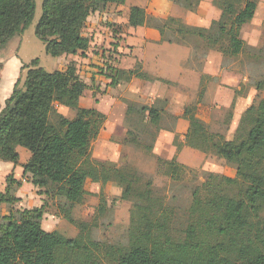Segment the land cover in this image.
Wrapping results in <instances>:
<instances>
[{"label":"trees","instance_id":"obj_1","mask_svg":"<svg viewBox=\"0 0 264 264\" xmlns=\"http://www.w3.org/2000/svg\"><path fill=\"white\" fill-rule=\"evenodd\" d=\"M172 1L194 10L201 0ZM125 2L43 0L36 36L53 57L84 53L90 47V37L83 34L88 16L109 4ZM212 4L221 13L209 28L186 26L172 17L169 20L179 22L176 31L182 41L189 35H197L207 46L227 41L222 53L236 56L244 47L241 27L253 18L257 1L212 0ZM34 12L35 0H0L1 48L29 26ZM147 21L142 7L130 6L128 26H143ZM157 27L163 33L165 26ZM23 68L22 87L18 79L0 110V160L17 165L16 148L22 146L30 152L22 175H29L30 182L47 193L76 204L83 200L87 179L101 184L117 181L124 185V193L134 198V204L124 245L99 244L93 239L91 225L74 222L69 214L65 218L75 223L76 236L46 231L40 224L41 207L0 216V264H264V178L253 172L255 161H264V97L244 110L231 139L210 131L195 117L193 110L203 89L196 103L184 110L183 117L189 122L185 143L234 165L236 172L234 177L209 172L191 193L186 228L177 229L175 208L151 196L150 181L138 188L134 172L91 158L90 142L103 127L105 115L94 107L79 106L86 84L78 76L75 62H69L65 70L46 71L34 58ZM109 70L114 73L108 75L110 85L133 77L150 78L138 63L128 70ZM263 84L264 80L256 87ZM56 105L75 110V116L65 117ZM136 113L153 125L160 119L156 106L127 107L126 117ZM231 116L229 113L224 123ZM180 167L174 165L173 178ZM5 181L0 202L11 203V188L20 181L12 174ZM222 186L230 190L224 191ZM200 228L211 234L209 242L199 241Z\"/></svg>","mask_w":264,"mask_h":264},{"label":"rangeland","instance_id":"obj_2","mask_svg":"<svg viewBox=\"0 0 264 264\" xmlns=\"http://www.w3.org/2000/svg\"><path fill=\"white\" fill-rule=\"evenodd\" d=\"M42 1L35 0V12L29 26L21 34L15 35L4 47H0V82L5 83L7 73V77L11 76L10 71L6 70L9 59L19 60L23 66L29 64L32 59L38 58L39 65L46 71L65 70L69 62H75L80 79L87 84V87L91 88V91L102 96L100 109L105 115V121L98 135L91 139V158L99 162H110L116 167L134 172L138 188H144L145 183L150 181L151 196L163 199L166 203L173 205L176 211V228L185 229L186 214L193 189L207 179L209 172L234 177L235 166L212 154H204L187 145L185 137L181 138V133L175 126L179 121L178 116L169 113L170 105L166 104L165 99L150 104L160 110V119L157 124L153 125L146 123V118L143 117V120L138 113L129 114L126 117L128 106L140 108L142 106L149 107V105L128 101L125 96L123 97L125 89L116 87L118 82L115 85L106 83V87L111 86V92L102 91L103 87L100 84L105 80L110 82L108 75L114 74L109 70L113 68L109 63L116 65L117 58L124 55L125 50L133 48L130 46L131 29L126 23V15H128L130 4L141 3L148 19L142 27L154 28L161 36L159 41L146 42L143 48L146 52V61L151 63V66H148L150 73H154V76L155 73H159L166 79L175 80L179 78V71H181L183 76L192 75L200 78V87L191 89L197 97L186 107L196 103L202 89L203 96L200 102L206 104L213 101L215 81H210V78L207 79L201 75L200 66L203 64L201 55L204 56L210 48L223 55L219 80L224 79L225 85L222 84V86L227 88V91H222V97H227L224 99L226 102L231 99V105L216 109L213 111L214 113H211L210 110H205L203 113L197 104L193 112L195 117L210 131L223 133L227 139H231L241 114L234 119L232 116L229 117V120L224 123L229 113L233 115L237 109L243 113L248 106L257 103L260 98L264 97V84L260 89L256 87L257 83L264 80V0H256L255 19L252 20V24L249 23L250 25L245 27L242 35L244 47L236 56L222 53L227 41L207 46V43L197 35H189L182 41L180 34L176 31L179 28V22H173L169 20L171 17L167 16L171 12L172 4L175 3L172 0H165L162 5L163 0H127L125 4L111 5L106 12H99V10L89 15L83 29V34L90 37V47L86 53L79 52L72 56L56 57L45 52L44 43L35 33L36 24L41 14ZM185 13H192V20L197 23L208 22L213 17L210 0H201L194 10H185ZM163 14L167 16L166 21L162 18ZM156 20L158 21L155 22ZM155 25L165 26L163 33ZM140 32L142 33L143 30L141 29ZM108 56L114 60L110 61ZM137 63L145 72L146 68L143 62ZM83 66L93 68V71L89 72L86 68L83 69ZM191 67L198 69L200 73L191 72ZM20 70L18 86L22 87L26 68L20 67ZM146 74L150 77L149 79L139 78V80L163 81L162 78L151 76L148 72ZM232 76H237L239 79L235 82L240 80V83H234ZM97 83L98 86H101L100 89L95 88ZM202 84H205V89L201 88ZM228 90L231 93H228ZM0 105L3 106L1 98ZM89 105L91 104L87 99L80 98L79 106L87 107ZM56 108L59 113L69 119L75 116L73 109L61 105H56ZM182 118L187 120L183 116ZM162 130L172 132L173 140L170 141L167 137L159 138L157 135ZM157 140H159L158 144L155 142ZM16 150L19 154V163L12 169L7 167L10 162L0 160V192L5 189V177L8 174H12L16 181H20V185L11 188L12 196H14L11 203L0 202V216H7L9 212L15 214L23 209L41 207L40 224L46 231L57 230L69 238L76 236L78 229L75 223L65 218V215L69 214L74 222L90 224L93 230V239L101 245H124L128 242V229L134 198L124 193L122 183L109 181L101 184L87 179L84 184L83 200L80 203L70 204L60 196L47 193L44 188L34 186L30 182L29 175L23 176L22 165L28 160L30 152L22 146H17ZM175 164L182 166L178 169L177 178H173ZM253 172L264 178V161H255ZM229 188L222 186L224 191L230 190ZM197 236L202 243L211 240V234L205 228H200Z\"/></svg>","mask_w":264,"mask_h":264},{"label":"crops","instance_id":"obj_3","mask_svg":"<svg viewBox=\"0 0 264 264\" xmlns=\"http://www.w3.org/2000/svg\"><path fill=\"white\" fill-rule=\"evenodd\" d=\"M163 3H165V0H163L161 5ZM111 5H117V4H109L105 9H103L99 12H106ZM132 5H138L144 9V7L141 3H138V4L132 3L129 5V8ZM210 5H211V9H213V14H212L213 17L208 22L207 21L198 22V23L193 22V20H192L193 14L192 13L186 14L187 12L185 13V9H183L182 7H179L175 3L172 4V7L170 9L171 12L168 13L167 16L168 17L170 16V17L176 18V19H180L181 22L186 26L209 28L211 26V23L213 21L217 20L220 16V13H221L219 11V9L216 8V6H214L212 4V0H210ZM128 13H129V11H128ZM126 16H127L126 23L128 25V15H126ZM167 16L163 14L162 18L165 20V19H167ZM254 16H255V13H254ZM254 16L251 19V21H249L248 23H245L241 27V31H240L241 38H242V35L244 33L245 27L249 23L252 24V20L255 19ZM87 20H88V18H87ZM86 24H87V21H86ZM86 24H85V26H86ZM129 29H131L130 30V36L132 37L129 39V41H131L130 46L133 48L125 50L124 55H121L119 58H117V64L116 65H114L113 63H109V64H111L112 67H115L118 69L128 70V69H132L136 65L137 62L141 63V61H142L145 68H146V69H144V71L146 73L148 72L151 76H154V73H150V71L148 69V66H151V63L146 61V52H145V49H143V48H144V45L146 42H149L150 40H158L159 41L161 39V36L156 32L157 30H155L154 28H151V27L147 28V27L139 26L136 28V27H130L129 26ZM141 29L143 30L142 33L140 32ZM85 36H87V35H85ZM85 53H86V51H85ZM67 56H72V55H67ZM201 56L203 57V59H202L203 64L200 66L201 75H204V77H207V79L210 78L209 79L210 81H215V85L213 86V96H212L213 101L206 103V104H204L203 102H199L198 105L200 107L201 112L204 113L205 110L206 111L210 110V112L212 113L216 109L226 108V106H228L231 103V99H229L228 102L224 101V99H226L227 97L226 98L222 97V91L223 90L227 91V88L222 86V84H224V82H223L224 79L219 80V77H221L220 72L222 71L221 68H222L223 55L220 52L214 51V50H212V48H210L207 51V53L204 54V56L203 55H201ZM107 58H110V56H108ZM115 58L116 57L114 55V59ZM114 59H111L110 61H113ZM6 66H7L6 70L10 71L11 76L7 77V74H8L7 73L5 75V78H6L5 83L0 82V98H1V101L3 103V106L0 105V110L4 107L5 100L10 96V94L12 92L11 88L13 87L14 83L18 79L19 71L21 72L20 67H22L19 60H10V59H9ZM82 68L83 69L86 68L87 70H89V72L93 71L92 70L93 68L90 69L88 66H85V67L83 66ZM12 71L15 73L13 74ZM11 72H12V74H11ZM191 72L195 73V72H199V71H198V69L191 67ZM179 73H180L179 78H177L175 80L166 79L164 76H162L159 73H155L156 75L154 77L162 78L163 81H160V80H158V81H153V80L141 81V80H139V78L133 77L129 81H124V80L118 81V84L116 87L124 88L125 91L123 93V97L125 96V98L128 101H130V102L133 101L136 104L137 103H139L141 105L147 104L150 106V104H153L155 101L165 99L167 102L166 104L170 105L169 106V108H170L169 113H171L172 115L178 116L177 119H179V121L177 120L178 122L176 123L175 126H176L177 131H179L181 133V138H184L185 134L187 133L189 124H188L187 120L182 118V116H183L186 105L189 104L191 101H193V99H196V97H197V95H195V93H193V91L191 89L192 88L198 89L200 87V78L198 79L197 76H192V75H189V76L184 75L183 76V75H181V74H183L181 71H179ZM181 76H182V80H181ZM232 79L234 80L233 81L234 83H238V84L240 83V80L235 82V80L239 79L237 76H232ZM154 80H156V79H154ZM106 83H109V80L108 81L105 80L103 83L100 84L103 88H101V86H98V83L96 84L95 88L96 89L101 88L102 91H108V92L110 91L111 92V89H112L111 86L106 87ZM205 87H206L205 84H202L201 88L205 89ZM90 89L91 88L87 87V84H86V88H85L81 98L87 99L90 102L91 105H89L87 107H94L97 110L102 112V110L100 109V103H101V99H102L101 97L102 96L95 94L96 92H93ZM230 90H228V93H231ZM84 95H85V97H84ZM231 95H230V98L232 97ZM240 114H242V113L239 112L237 109V110H235V113L232 115V118L233 119L237 118L238 116H240ZM179 128H181V129H179ZM157 136L159 138L167 137V138H169L170 141L173 140V133L170 131L162 130L161 132L158 133ZM158 141L159 140H157L155 142H157V144H158ZM155 145H156V143H155ZM14 166L15 165H13V163H11V162L9 164H7L8 169H12Z\"/></svg>","mask_w":264,"mask_h":264}]
</instances>
